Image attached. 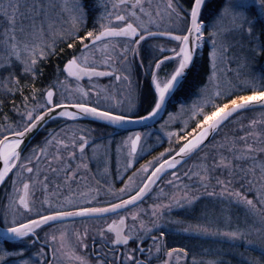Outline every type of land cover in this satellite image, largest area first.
<instances>
[{
  "label": "snow or ice",
  "instance_id": "1",
  "mask_svg": "<svg viewBox=\"0 0 264 264\" xmlns=\"http://www.w3.org/2000/svg\"><path fill=\"white\" fill-rule=\"evenodd\" d=\"M161 113L160 130L187 119L139 168L153 132L122 136L117 188L112 141L81 121L115 133ZM161 181L175 191L141 207ZM0 185V264H264V0H0ZM177 233L209 240L170 246Z\"/></svg>",
  "mask_w": 264,
  "mask_h": 264
},
{
  "label": "rangeland",
  "instance_id": "2",
  "mask_svg": "<svg viewBox=\"0 0 264 264\" xmlns=\"http://www.w3.org/2000/svg\"><path fill=\"white\" fill-rule=\"evenodd\" d=\"M193 91H195V88H194ZM114 92L117 94V96L119 98V96H120V95H118L119 90H115ZM184 99H187V97H184V98L181 97V100H184ZM192 99H195V97L193 96ZM19 100H20V98L18 97V100L16 101L17 104H19ZM137 102H138V100L135 99V98H133V103H136L137 104ZM9 108H11V106ZM176 109H178V105H176ZM174 110L175 109L172 108V107L169 108V111H174ZM257 111H259V110H257ZM8 115L9 116H12L13 114L10 111V112H8ZM249 115H254V113H250ZM186 119H187L186 116L183 117L182 119L181 118H178L175 122H173L170 125V127L168 129L160 130V124H163L165 120H168V115L166 113L165 116L163 117V119L159 123H157L156 125H153V126H150V127L146 128L143 132H149V131H151V132H153V135L151 137L146 138L147 143L144 145V147L147 149L148 146H152L154 148V150L153 151H150V152L149 151H145V152L141 153V155H142L143 158L138 160L139 163H136L135 168H139V166L141 164L145 163L148 160H151L154 156L158 155L160 152H163L166 148H168L169 147V144L167 142V137L163 133L165 131H179L183 127V121L186 120ZM51 123H52V121L49 122L48 125H50ZM194 127H195L194 122H190L189 123V129L188 130L191 131L192 128H194ZM127 134H124L123 136H126ZM157 137H159L160 138V141H162V142H158L157 141ZM34 144H36V143H31L29 146H32ZM109 151H110V154L112 156V162L115 165H117V168L116 167H111V168L113 170L114 178L116 179V185L115 186L117 188H119V187H122L123 186L119 182L118 175H117V171H116L118 169V167H119L118 161L120 160V157L116 154V152H114L111 149V147H110ZM195 160H196V157H193V159L192 160H189L187 162V164H185L183 166V168L186 169L187 167H190ZM182 170L183 169H181V171ZM93 171H96V170H93ZM127 175H131V172L125 174V176H124L125 179H127ZM167 178L168 177L166 176L165 179H167ZM160 188H163L164 189V192L165 193H169V194H171L173 191H175L171 187L167 186L163 181L158 182V185L154 188L153 192L150 194L149 197H146L145 198L144 203L142 205H140V206L143 207V208H145V209H148L154 202H158V201H156V194L158 193V191H159ZM6 189H7V186L6 185H3L1 187V189H0V202H5L4 201V197H5V194H6ZM161 200H163L164 203H167V200H164L162 197H161ZM206 202L207 201H202V203H206ZM199 210L200 209L197 208V211L195 213L196 215L199 214ZM166 218L167 219L184 218V219L190 220L192 223H196L197 222L196 220L192 219V217L185 216L184 213H183V210H181V209H174L172 211V213L169 214ZM145 219L147 220L148 217H145ZM65 223H67V221ZM85 223L89 224L92 227H95L96 226V222L91 221V220H87V221H85ZM60 226H61L60 224L55 225V227H60ZM75 226L76 227H81V218L76 219V225ZM255 227H259V225L257 224V225H255ZM45 230L47 231L49 229H45ZM152 234L158 235V233H155V232L152 233ZM175 235H178L179 236L180 241L182 242V246H184V245L196 246L198 244L207 246V242L209 240V238H206V237H198V236H196L195 234H192V233H177ZM148 243L150 244L151 241L148 242ZM97 247H99V245H97ZM132 247H135V245H133ZM153 264H159V261H156L155 260V262L153 261ZM233 264H235V261H233Z\"/></svg>",
  "mask_w": 264,
  "mask_h": 264
},
{
  "label": "flooded vegetation",
  "instance_id": "3",
  "mask_svg": "<svg viewBox=\"0 0 264 264\" xmlns=\"http://www.w3.org/2000/svg\"><path fill=\"white\" fill-rule=\"evenodd\" d=\"M161 43H163V40L161 41ZM53 62H54L53 63V66H54V64L59 63V60L56 59V58H53ZM142 71L143 70L141 69V70H139L136 73V75L133 77V81H134V84L139 82L142 91H146L147 90V80L142 75ZM97 82L100 85H102V86L103 85H109L111 83L112 84V89H111L112 91L119 90L118 95L125 94L124 93V88L126 86L123 85V84H116L114 81H110L109 78H100ZM37 87H40V84H37ZM145 106L146 105L144 104L143 95H141L140 98L138 99V102H137V111H140L141 114H143V108ZM51 121L52 120H49L45 125L42 126V128L30 140L28 145H30L31 143H38L45 136H47L50 131H52V130L59 131L60 128L64 127V121L61 118H57V120L52 121V123L50 125H48V123L51 122ZM81 125L85 126V127H88V128H91V129H96L97 130L96 132L92 133V137H97V139H96V143L97 144H104L107 141L111 140L112 144H111L110 147H111V149L114 152H115L116 145L119 143L121 137L124 134H127L128 132H131V131H123L121 129H117L116 132L113 133L112 126H105L103 122L93 121L92 119H87V118L81 121ZM146 128H148V127L142 128L140 130H132V131H141V132H143ZM108 134H111V135H108ZM89 152H90V149H89ZM92 166H93V170H96L95 161L92 162ZM111 167H116L117 168V165H115L111 161ZM153 235H156V234H153ZM148 242H150V241H148ZM141 258H144V257H141ZM154 262H155V260H154Z\"/></svg>",
  "mask_w": 264,
  "mask_h": 264
},
{
  "label": "trees",
  "instance_id": "4",
  "mask_svg": "<svg viewBox=\"0 0 264 264\" xmlns=\"http://www.w3.org/2000/svg\"><path fill=\"white\" fill-rule=\"evenodd\" d=\"M53 60L51 61V62H49V66L48 67H46L45 68V73H46V76H45V79L48 77V76H50L51 75V72H52V70H53ZM193 90H194V88H193ZM183 98L185 97V96H182ZM16 99V101L18 100V96L15 98ZM11 106V103L10 102H8L7 104H6V106L4 107V109H3V111L5 112V113H7L8 114V112H10V106ZM9 108V109H8ZM199 208V207H198ZM169 244H170V246H176V247H179V246H182V242L180 241V238H179V236L178 235H170L169 236Z\"/></svg>",
  "mask_w": 264,
  "mask_h": 264
},
{
  "label": "water",
  "instance_id": "5",
  "mask_svg": "<svg viewBox=\"0 0 264 264\" xmlns=\"http://www.w3.org/2000/svg\"><path fill=\"white\" fill-rule=\"evenodd\" d=\"M164 115H165V113H161L160 114V116H158L156 119L160 122L162 119H161V116H162V118L164 117ZM87 119H92V118H87ZM146 124H147V126H144V125H125L121 130H123V131H132V130H140V129H142V128H145V127H150V126H153V125H155V124H157V123H155V124H153V122L152 121H148V122H146ZM45 125V124H44ZM43 126V125H42ZM42 126L36 131V133L42 128ZM35 133V134H36ZM34 134V135H35ZM34 135L32 136V138L34 137ZM31 138V139H32ZM30 139V140H31ZM30 140L28 141V143L30 142ZM3 185H0V189H1V187H2ZM76 219H78V218H76Z\"/></svg>",
  "mask_w": 264,
  "mask_h": 264
}]
</instances>
